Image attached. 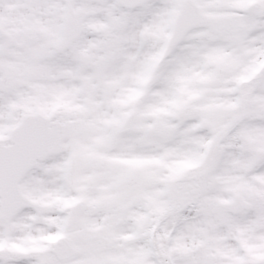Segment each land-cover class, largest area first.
<instances>
[{
    "label": "snow or ice",
    "instance_id": "snow-or-ice-1",
    "mask_svg": "<svg viewBox=\"0 0 264 264\" xmlns=\"http://www.w3.org/2000/svg\"><path fill=\"white\" fill-rule=\"evenodd\" d=\"M0 264H264V0H0Z\"/></svg>",
    "mask_w": 264,
    "mask_h": 264
}]
</instances>
